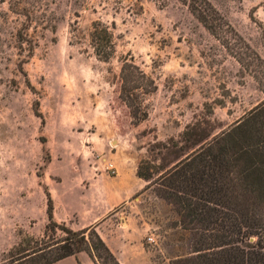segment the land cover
Here are the masks:
<instances>
[{
  "label": "rangeland",
  "instance_id": "1",
  "mask_svg": "<svg viewBox=\"0 0 264 264\" xmlns=\"http://www.w3.org/2000/svg\"><path fill=\"white\" fill-rule=\"evenodd\" d=\"M208 1L233 29L222 37L237 34L264 60V0ZM22 4L39 9L17 15L8 0L0 2V264H9L23 238L43 236L48 193L59 207L72 204L80 212L90 202L92 179L99 173L113 177L107 163L117 175H128L147 156L149 142L178 140L205 104L220 132L263 98L253 73L178 0ZM96 22L113 36L115 52L108 62L97 59L90 44ZM123 59L132 60L156 86L145 97L148 117L137 126L118 98ZM130 202L137 205L134 215L148 222L142 242L152 252V264L188 256L189 233L151 188L117 206L113 222L129 216ZM73 222L64 223L78 230ZM150 235L154 244L147 242ZM91 261L104 264L97 257Z\"/></svg>",
  "mask_w": 264,
  "mask_h": 264
},
{
  "label": "trees",
  "instance_id": "2",
  "mask_svg": "<svg viewBox=\"0 0 264 264\" xmlns=\"http://www.w3.org/2000/svg\"><path fill=\"white\" fill-rule=\"evenodd\" d=\"M26 1L8 0L9 10L30 16L39 9L23 5ZM178 1L225 45L241 68L253 73L263 98L220 132L210 122L212 107L205 104V112L186 125L178 140L147 144V156L137 164L136 176L146 183L143 191L151 188L156 198L173 208L180 229L191 237L190 253L173 264H264V60L237 34L222 37L233 29L208 0ZM90 44L103 62L115 52L112 33L100 22L92 25ZM119 84L118 98L137 126L148 117L144 101L155 91L154 81L132 60L123 59ZM47 196L43 236L23 238L11 251L9 264H54L81 253L91 260L103 259L104 264H120L95 226L72 230L57 223ZM57 231L62 237H55Z\"/></svg>",
  "mask_w": 264,
  "mask_h": 264
},
{
  "label": "crops",
  "instance_id": "3",
  "mask_svg": "<svg viewBox=\"0 0 264 264\" xmlns=\"http://www.w3.org/2000/svg\"><path fill=\"white\" fill-rule=\"evenodd\" d=\"M92 179L96 185L90 187L91 198L87 206L80 212L72 204L59 207L54 197L53 217L56 221L65 223L73 219L76 227L80 229L95 226L98 235L108 246L120 264H152V252L145 248L142 240L148 230V222L142 215H134L137 205L128 203L129 216L119 222H113L114 209L134 198L144 189V182L137 178L136 168L128 175L123 171L115 177L106 176L104 173ZM143 182V184H142ZM140 213V212H139ZM126 235H125V231ZM130 239L131 243L127 240ZM93 264L87 254L81 253L75 257H67L54 264Z\"/></svg>",
  "mask_w": 264,
  "mask_h": 264
},
{
  "label": "built area",
  "instance_id": "4",
  "mask_svg": "<svg viewBox=\"0 0 264 264\" xmlns=\"http://www.w3.org/2000/svg\"><path fill=\"white\" fill-rule=\"evenodd\" d=\"M106 170L113 177H115L117 175V170H116L115 166L112 163H107L106 164ZM147 242L149 244H154L155 243L154 237L152 235L148 236L147 237Z\"/></svg>",
  "mask_w": 264,
  "mask_h": 264
}]
</instances>
